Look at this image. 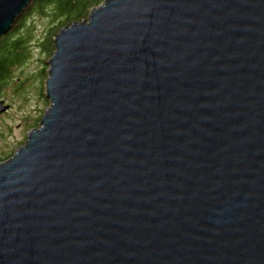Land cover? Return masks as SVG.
<instances>
[{"label": "water", "instance_id": "95a60500", "mask_svg": "<svg viewBox=\"0 0 264 264\" xmlns=\"http://www.w3.org/2000/svg\"><path fill=\"white\" fill-rule=\"evenodd\" d=\"M54 47L0 264H264V0H104Z\"/></svg>", "mask_w": 264, "mask_h": 264}, {"label": "rangeland", "instance_id": "374dc122", "mask_svg": "<svg viewBox=\"0 0 264 264\" xmlns=\"http://www.w3.org/2000/svg\"><path fill=\"white\" fill-rule=\"evenodd\" d=\"M47 26L46 18L37 14L28 19V53L24 62L13 69L12 79L0 95L4 105L9 106L6 112L0 114V151L2 149L1 153L7 154L4 157L0 155V161L6 160L10 150L15 152L25 144L28 133L35 129H26L25 123L42 117L49 106L46 82L50 58L47 57V52L40 49V43L46 37ZM25 118L30 120L24 123Z\"/></svg>", "mask_w": 264, "mask_h": 264}, {"label": "trees", "instance_id": "16d2710c", "mask_svg": "<svg viewBox=\"0 0 264 264\" xmlns=\"http://www.w3.org/2000/svg\"><path fill=\"white\" fill-rule=\"evenodd\" d=\"M104 0H33L25 9L22 16L12 29L0 38V95L12 78L13 69L24 62L28 53L27 41L29 39L28 19L37 14L46 18L48 29L46 37L40 43V49L51 58L55 47L54 38L61 28L74 22L85 21L90 11L100 5ZM23 55V56H22ZM42 117L33 119L25 118L26 129L39 125ZM14 154L10 150L8 157ZM4 159H1L3 161Z\"/></svg>", "mask_w": 264, "mask_h": 264}, {"label": "flooded vegetation", "instance_id": "af4514ba", "mask_svg": "<svg viewBox=\"0 0 264 264\" xmlns=\"http://www.w3.org/2000/svg\"><path fill=\"white\" fill-rule=\"evenodd\" d=\"M1 101V100H0ZM1 151H2V149H1ZM1 151H0V153H1ZM4 154V152H2L0 155H2V157H4V156H6V155H3ZM0 162H2V161H0Z\"/></svg>", "mask_w": 264, "mask_h": 264}]
</instances>
